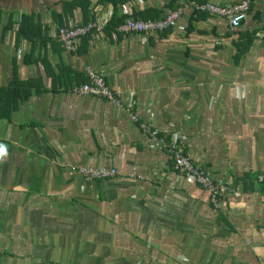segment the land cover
Listing matches in <instances>:
<instances>
[{
	"label": "crops",
	"instance_id": "obj_1",
	"mask_svg": "<svg viewBox=\"0 0 264 264\" xmlns=\"http://www.w3.org/2000/svg\"><path fill=\"white\" fill-rule=\"evenodd\" d=\"M61 1L68 0H40L35 12L33 0L22 11L17 0L0 9L40 14L49 24ZM167 3L136 0L124 9ZM109 13L100 9L97 21ZM55 31L51 23L49 36ZM50 50L51 68L18 64V80H31L40 94L19 104L10 124L0 122V264H264V0H253L234 32L222 19L186 10L160 34L95 33L76 52ZM28 51L23 42L0 61V86L13 78L12 58ZM86 69L130 113L73 94ZM152 130L179 134L182 153L230 185L217 207L171 169ZM69 166L118 174L86 182ZM86 246L89 254L77 253ZM3 247L28 248L27 256Z\"/></svg>",
	"mask_w": 264,
	"mask_h": 264
},
{
	"label": "built area",
	"instance_id": "obj_2",
	"mask_svg": "<svg viewBox=\"0 0 264 264\" xmlns=\"http://www.w3.org/2000/svg\"><path fill=\"white\" fill-rule=\"evenodd\" d=\"M253 0H241L229 6H219L212 2H189L175 11L168 12L162 19L157 20H134L127 18L124 23L116 29L118 34H137V35H152L160 34L173 28L175 23L180 19L183 12L189 10L191 12L206 14L211 17L219 18L227 23L228 29L231 32L240 27L243 20L248 15ZM124 14L128 13L124 9ZM104 23L90 22L83 24L75 22L69 28H61L57 32V42L61 45L66 53H73L77 50L82 38L102 33ZM114 33L112 36H115ZM86 82L74 86L72 93L75 95H84L95 98H101L112 104L118 110H125L130 113L131 106L124 105L120 94L109 88L104 78L89 69L85 70ZM134 122L137 123V118L131 115ZM143 127V126H141ZM154 140H157L161 148L166 150L172 162V170L183 175L189 182L201 188L209 198L212 206L217 207L218 202L228 194L231 189L228 183L214 180L208 173L204 172L200 167L196 166L187 156L182 153L178 143L179 134L170 135L168 142L164 137H158V132L152 130L149 133ZM72 172L76 173L86 182L95 180H108L117 176V171L114 168H88L83 166H69ZM131 178L144 180V177L135 173L129 175Z\"/></svg>",
	"mask_w": 264,
	"mask_h": 264
},
{
	"label": "trees",
	"instance_id": "obj_3",
	"mask_svg": "<svg viewBox=\"0 0 264 264\" xmlns=\"http://www.w3.org/2000/svg\"><path fill=\"white\" fill-rule=\"evenodd\" d=\"M136 0H68L61 1L60 12H51L50 23L46 24L42 21L40 14L28 13V14H16L10 12L7 14L0 9V43L3 44L11 34L14 41V46L17 48L25 42L28 45L29 51L25 52L21 60H17L14 56L12 62L13 78L11 82L6 86H0V122L7 124L11 123L12 113L16 110L19 104L27 101L33 94H40V92H32L31 80L19 81L17 77L18 64L32 65L38 69V65H44L43 67L51 68L48 61V54L51 53L50 49H54L56 52H63V48L57 42V32L61 28H69L74 21V13L78 12L80 19L77 22L87 24L90 22H98L97 18L100 15V9L110 8V13L107 21L104 23L102 34L107 38H111L114 33L119 35L116 31L117 27L124 23L127 18L134 20H157L162 19L168 12L179 9L180 0H168V3L164 5L163 9L149 8L144 9L141 12L132 10L131 13L124 14V7L128 4H133ZM204 3L206 0H201ZM204 1V2H203ZM190 2V0H189ZM168 11L165 13V11ZM194 14H198L195 13ZM200 14V13H199ZM51 23L55 24L56 35L54 38L49 36ZM91 35L82 38V42L87 41ZM248 41H251L248 38ZM57 42V43H56ZM46 48H49L46 49ZM76 52V51H75ZM48 64V65H45ZM62 69H60L61 71ZM38 69V73H39ZM62 73V72H61ZM86 78V76H85ZM42 79L38 74L37 80ZM57 79V78H56ZM63 87H68L64 85ZM62 83V82H61ZM85 82H82L83 84ZM80 84V85H81ZM61 85V84H60ZM158 137H164L158 134ZM170 136L165 137L168 142ZM172 162L170 161V166ZM172 169V167H171ZM99 181V180H95ZM258 181H261V179Z\"/></svg>",
	"mask_w": 264,
	"mask_h": 264
},
{
	"label": "rangeland",
	"instance_id": "obj_4",
	"mask_svg": "<svg viewBox=\"0 0 264 264\" xmlns=\"http://www.w3.org/2000/svg\"><path fill=\"white\" fill-rule=\"evenodd\" d=\"M4 0H0V4L2 6H7V8H15V4L13 3V0H5L6 3H3ZM17 6L18 9L20 11L24 10L25 3L24 0H17ZM33 12H35V10L37 8L40 7V0H33ZM15 51V47H14V41L13 38L11 37V35L9 37L6 38L5 42L3 44L0 43V61H2V63H5V61L8 63L9 60L11 59L13 53ZM17 53H16V57H17ZM19 57H21V55H18ZM20 60V58L18 59ZM8 65V64H7ZM76 86V85H75ZM74 87V86H73ZM8 249L10 250V252H13L15 255L17 256H21V257H25L27 256V250L28 248H7V247H3V250L8 251ZM75 249V248H74ZM78 249V248H77ZM75 253V251H74ZM77 253L79 254H89V248L88 246L84 247V248H80ZM36 255V253H34ZM35 264V263H34Z\"/></svg>",
	"mask_w": 264,
	"mask_h": 264
},
{
	"label": "clouds",
	"instance_id": "obj_5",
	"mask_svg": "<svg viewBox=\"0 0 264 264\" xmlns=\"http://www.w3.org/2000/svg\"><path fill=\"white\" fill-rule=\"evenodd\" d=\"M2 151H4V149L3 148H0V152H2Z\"/></svg>",
	"mask_w": 264,
	"mask_h": 264
}]
</instances>
